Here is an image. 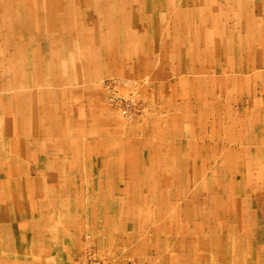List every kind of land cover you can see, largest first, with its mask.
I'll return each mask as SVG.
<instances>
[{"label":"rangeland","instance_id":"rangeland-1","mask_svg":"<svg viewBox=\"0 0 264 264\" xmlns=\"http://www.w3.org/2000/svg\"><path fill=\"white\" fill-rule=\"evenodd\" d=\"M163 2L0 0V264H264V0Z\"/></svg>","mask_w":264,"mask_h":264},{"label":"bare ground","instance_id":"bare-ground-1","mask_svg":"<svg viewBox=\"0 0 264 264\" xmlns=\"http://www.w3.org/2000/svg\"><path fill=\"white\" fill-rule=\"evenodd\" d=\"M35 1H36V0H35ZM159 1L161 2V4L164 3V2H163L164 0H163V1H162V0H159ZM52 5H53V4H52ZM164 8H165V6H164ZM35 9H36V7H35ZM105 11H107V9H105ZM180 11H181V10H180ZM180 11H179V12H180ZM97 12H98V11H97ZM125 12H126V11H125ZM125 12L123 11V13H125ZM154 12H159V13H161V12H163V8H162L160 11H159L158 9H156V11H154ZM176 12H178V11H176ZM25 13H26V12H25ZM98 13H99V12H98ZM188 13H190V12L188 11L186 14H188ZM54 15H55V14H54ZM59 15H60V14H59ZM189 18H190V17H189ZM34 19H35V20H33V23H37V21H36V20H37V16L34 17ZM104 19H105V18H104ZM179 19H180V18H179ZM187 19H188V18H187ZM55 20H56V19H55ZM70 21H71V20H70ZM42 22H43V20H42ZM189 22H190V20H189ZM60 23H61V24H60L61 26L64 25L65 23H67V25H68V20H61ZM254 24H255V23H254ZM34 25H35V24H34ZM5 26H6V24H5ZM35 26H37V25H35ZM37 27H38V26H37ZM56 27H57V26H56ZM56 27H55V28H56ZM133 35H134V34H133ZM168 42H169V41H168ZM131 43H132V42H131ZM126 47H128V46H126ZM253 48H254V47H253ZM17 49H18V48H17ZM125 50H126V48H125ZM92 55H93V54H92ZM12 65H13V64H12ZM58 68H59V67H58ZM13 69H14V67H13ZM15 69H16V68H15ZM14 72H15V71H14ZM20 74H21V73H20ZM18 75H19V74H17V77H18ZM57 75H58V74H57ZM56 77H57V78H56ZM56 77H55L56 79H59L58 76H56ZM59 77H60V76H59ZM67 77H68V76H67ZM90 77H91V76H90ZM19 78H20V77H19ZM19 78H18V79H19ZM16 79H17V78H16ZM66 79H67V78H66ZM13 80H14V79H13ZM59 80H60V81H63L64 78L62 77V78H60ZM14 81H15V82H14L15 84H18V85L21 84V80H14ZM78 101H79V100H78ZM8 121H9V120H8Z\"/></svg>","mask_w":264,"mask_h":264}]
</instances>
